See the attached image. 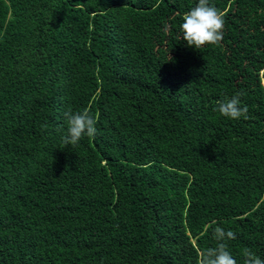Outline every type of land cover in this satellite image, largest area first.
Returning a JSON list of instances; mask_svg holds the SVG:
<instances>
[{"label":"trees","instance_id":"1","mask_svg":"<svg viewBox=\"0 0 264 264\" xmlns=\"http://www.w3.org/2000/svg\"><path fill=\"white\" fill-rule=\"evenodd\" d=\"M197 2L0 0V264H198L216 226L264 259V0H209L200 50ZM69 109L95 138L63 145Z\"/></svg>","mask_w":264,"mask_h":264},{"label":"clouds","instance_id":"2","mask_svg":"<svg viewBox=\"0 0 264 264\" xmlns=\"http://www.w3.org/2000/svg\"><path fill=\"white\" fill-rule=\"evenodd\" d=\"M226 13L209 3V0H198L194 7L182 17L180 29L187 46L200 50L205 45H218L224 38ZM170 60V59H169ZM245 93L237 92L230 98L218 101V112L229 119H249V109L242 104L241 97ZM67 122L66 134L62 143L66 146L77 145L84 137L95 138L99 117L90 114L88 109L80 112L65 111ZM214 247H208L199 252L198 264H238L237 259L229 250L228 241L236 239V233L221 226L214 228ZM243 264H264V259L253 250L245 248L242 252Z\"/></svg>","mask_w":264,"mask_h":264}]
</instances>
